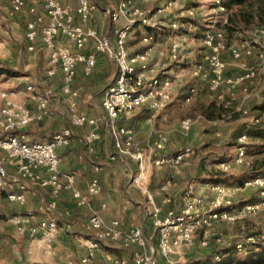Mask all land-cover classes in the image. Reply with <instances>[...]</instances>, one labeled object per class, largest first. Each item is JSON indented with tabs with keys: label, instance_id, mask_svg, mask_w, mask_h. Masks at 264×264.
Segmentation results:
<instances>
[{
	"label": "built area",
	"instance_id": "built-area-1",
	"mask_svg": "<svg viewBox=\"0 0 264 264\" xmlns=\"http://www.w3.org/2000/svg\"><path fill=\"white\" fill-rule=\"evenodd\" d=\"M7 2L12 14L27 12L28 19L24 22L25 49L33 52L38 42L41 43L47 53L45 78L51 80L59 77V96L66 105L68 117V126L53 133L48 140L31 142L21 131L29 124L42 122L50 116V91L37 97L33 101L34 107L29 108L13 99L12 94L0 89V202L6 200L10 204L22 205L27 191L37 189L45 190L49 197L36 210L7 218L13 235L28 241V253L35 246L41 255H52L58 232L52 213L64 192L69 194L76 207L88 211L83 226L87 235L82 243L85 254L77 264H88L102 244L117 245L128 252L127 259L105 256V264H175L173 258L182 248L191 247L195 238L199 239L201 248H207L210 243L219 246L222 238L217 228L219 225L236 223L257 210L255 204L235 208L231 195L240 189H264V176L245 178L232 186L224 183L205 184L203 190L199 182L189 179L179 192L177 207L172 206L173 197L169 191L171 180L167 179L160 186L159 193L163 195L162 203L170 207L163 212L162 208L151 204L147 217L154 238H146L139 226L121 230L117 220L106 224L101 216L105 205H93V200L101 193L98 167L93 168L86 191L81 192L75 187L71 175L60 172L62 159L57 150L69 146L73 128L86 127L88 131L84 142L87 154L94 153L95 144L106 134L112 142L111 162L119 157L136 162L138 172L132 177L136 185L145 181L152 169L166 167L172 173L180 174L183 160L193 153L189 146L179 147L172 156H165L163 151L168 137L161 131H155L145 148L141 149L135 141L133 130L123 121L132 118L136 112L163 111L177 96L183 103L190 102L196 95L197 83H205L212 92L223 86L231 103L236 100L235 93L245 97L244 83H259L262 71L264 85V44L253 41L229 49L231 57L243 69L242 76L232 79L224 75L225 65L221 60L224 45L206 34L203 39L204 52L188 68L187 84L181 85L180 74L172 76L168 71L156 73L150 67L146 52H128V36L132 29L147 24L146 19L133 7L132 0H118L113 9L105 12L113 25V38L100 34L93 27L96 6L90 0H77L74 9L58 0ZM120 20L126 25L123 28L118 26ZM216 37H220V34ZM147 39L151 40V35L144 37V40ZM177 49L178 44L172 43L171 51ZM98 55L113 61L116 74L103 88L100 112L94 118L79 111V94L73 85L78 71L84 78L93 75ZM254 55L255 62L247 66L243 60L251 59ZM27 89L30 90V87ZM262 94L264 96V90ZM217 100L229 110V115L245 114L241 107L224 105L222 95H218ZM262 112L264 114V105ZM191 127L192 122L188 118L179 123L183 136H188ZM245 158L244 147L240 146L234 157L218 163L216 170L227 173L232 167L242 166ZM249 163H246L247 166ZM199 189L207 193L202 194ZM241 250L240 244L234 247L235 252ZM213 261L218 263L220 255H213Z\"/></svg>",
	"mask_w": 264,
	"mask_h": 264
},
{
	"label": "rangeland",
	"instance_id": "rangeland-1",
	"mask_svg": "<svg viewBox=\"0 0 264 264\" xmlns=\"http://www.w3.org/2000/svg\"><path fill=\"white\" fill-rule=\"evenodd\" d=\"M118 0H110V8H114ZM219 1V4H216ZM133 7L141 13L147 24L144 27L132 29L128 36V52H146L150 67L156 72L168 71L172 76L180 74L179 84L185 85L188 80V68L197 61L204 52L203 39L205 35L212 36L214 41L220 40L225 49L221 53L224 63V75L236 79L243 74V69L229 54V49L240 47L256 41L264 44V0H245L241 4L224 5L220 0H132ZM4 16H0V65L10 72L9 76L0 77V89L12 94L11 97L29 107L37 97L50 91L49 104L57 103L61 106L64 119L67 118V108L59 96V77L49 80L45 78L46 58L43 52H27L20 41L16 30L12 29ZM126 26L119 24L120 28ZM21 28H17L20 33ZM220 34V37L216 35ZM151 35V40H144ZM19 41V42H18ZM18 42V43H17ZM172 43L178 44L175 52L171 51ZM256 52V48H255ZM255 55L251 59H244L247 66L255 62ZM263 71L260 82H245V97L235 93V102H229L226 89L221 86L217 91H209L205 83L196 84V95L188 103H183L177 96L175 101L165 110L152 113L136 112L133 121L138 130V142H145L151 138L153 131L165 133L170 141L178 138L188 139L193 153L188 158V171L200 186L211 184L216 165L221 161L232 159L236 149L240 146L247 151L242 166L232 167L227 175L230 180L225 184L232 186L238 183L239 177L247 170V162L264 157L254 154L257 140H249L245 132L259 127L264 122L262 108L264 105ZM187 84V83H186ZM30 87V90L27 89ZM100 88L97 98H100ZM222 95L224 105L238 107L245 110V114L236 113L232 119L209 121L201 114V109L209 103L218 102L217 96ZM150 118V121L147 119ZM188 118L192 122L188 136H183L179 129L182 119ZM259 121L256 122L255 120ZM65 122L67 120H64ZM66 122L64 126H67ZM242 136L244 138H242ZM247 147V148H246ZM205 189V188H203ZM206 194L207 191H202ZM231 201L235 208L247 204H255L257 210L244 219L233 224H221L218 231L222 238L219 246L213 243L207 248L199 246V239L195 238L191 247L182 248L174 258L175 264H252L244 248L253 249L255 253L264 251V189H240L232 193ZM4 208H12L0 202V264H77L79 253L74 237L83 234H68V239L58 241L54 253L49 257L25 258L21 255L18 260V247L13 249L14 240L7 224V218L12 212H2ZM240 244L241 252H234V247ZM231 249L228 255L221 257L216 263L210 257ZM18 260V261H17ZM21 261V262H20Z\"/></svg>",
	"mask_w": 264,
	"mask_h": 264
},
{
	"label": "crops",
	"instance_id": "crops-1",
	"mask_svg": "<svg viewBox=\"0 0 264 264\" xmlns=\"http://www.w3.org/2000/svg\"><path fill=\"white\" fill-rule=\"evenodd\" d=\"M27 1L31 2L32 0ZM58 1L61 4L67 5L73 9L77 6V0ZM91 1L96 6L93 27L100 34L113 38V25L105 16V12H103L104 9L110 8V0ZM0 16H4L7 19L11 28L16 30L20 41L25 45L24 22L28 19V14L25 11H22L20 14L14 15L11 13L7 0H0ZM121 23L123 22L120 20L118 26ZM17 28H21L20 33H18ZM37 51L42 52L40 44H37L35 47V52ZM43 54L46 58L47 67V53L43 52ZM96 58V67L93 75L89 78H84L78 71L73 85L74 89L77 90L79 94V111L94 118L97 117L100 112L102 90L113 80L116 74V67L112 60L100 55ZM98 88H100L98 91L100 92V98L95 96ZM27 104H29V108L34 107V102H28ZM49 109L51 113L50 116L44 121L39 122L40 127H38L36 131L37 137H48L61 130L66 122L68 123V117L64 119V115L61 113V106L59 104L52 103L49 105ZM134 116L130 119L124 120L123 124L133 130L135 141L138 146L143 149L151 140L155 131H153L151 138H147L145 142H138L137 139L139 133L133 121ZM64 120L67 121L65 122ZM147 121H150V118H148ZM35 124L36 123H32L30 128L33 129L37 126V124ZM87 131L88 129L86 127L73 128L72 139L69 146L57 150V154L62 159L60 172L71 175L74 179L75 187L81 192H85L88 182L93 174V168L98 167L101 193L93 200V205L95 207L100 203L105 205V208L101 211V216L104 222L109 224L112 220H117L121 230H129L139 226L146 238H154V231L147 217V212L149 211L151 204L162 208L163 212L170 207L162 203L163 195L159 193L160 186L167 179L171 180V187L169 191L173 197L172 206H178L179 192L181 191L184 183L187 180L192 179L187 168L189 157H186L183 160L180 174L176 175L166 167L160 170L152 169L149 172L147 179L139 185H136L132 182V177L138 172L136 162L127 157H119L115 161L111 162L109 157L112 152V142L110 137L106 134H103L101 140L95 144L94 153L91 155L87 154L84 142ZM27 138L30 139V137ZM183 146H189L188 139L184 140L182 138H178L174 141H170L168 139L163 155L172 156L179 147ZM203 188V186L200 187L201 190H203ZM48 198V194L45 190H29L26 193V200L24 204H10L12 208H4L2 209V212H12L10 216L31 212L36 210L40 204L46 202ZM1 203L9 205L6 200H2ZM52 216L55 218L58 226L53 253L58 241L61 240L64 242L65 239L70 237L68 234L80 233L83 234L80 238H77L76 236L74 237L77 242L76 248L79 253V261L85 254V249L82 246V243L87 237L83 230V226L88 218L87 209L76 207L69 194L64 192L60 196ZM10 231L15 242L14 245H11V247H13V249L18 247V260H21V255H24L26 259L27 257H46L41 255L38 248L35 246L31 247V251L28 253V241L14 236L11 227ZM105 256L127 259L128 252L121 249L117 245L102 244L100 249L95 252L93 258L88 264H105Z\"/></svg>",
	"mask_w": 264,
	"mask_h": 264
},
{
	"label": "trees",
	"instance_id": "trees-1",
	"mask_svg": "<svg viewBox=\"0 0 264 264\" xmlns=\"http://www.w3.org/2000/svg\"><path fill=\"white\" fill-rule=\"evenodd\" d=\"M220 1L224 5L230 6L233 4H241L245 0H220ZM90 2H92V1L90 0ZM38 44L41 45V43H39V42H38ZM41 50H42V52H45L42 45H41ZM33 52H35V50ZM9 74H10V72L8 71V69H6L0 65V77L3 75L9 76ZM201 114L203 115L204 118H206L209 121L222 120L226 117L232 119L233 117H235L234 115H236V114L229 115L228 109L224 108L221 104H215L214 102H211L206 107H203L201 109ZM31 124H29L27 127H25L23 129V131H21L27 137H30L29 140L31 142L44 141V140H48L51 137V135L48 137H45V136L37 137L36 131H37L38 127H40V125H39V123H36L37 126H35L33 129H31L30 128ZM67 126H64L63 128H65ZM15 133L16 132H13V134H15ZM244 136L246 138H248L249 140H257L260 142V145H257L258 151H256L254 154H263L264 153V122L259 127H256L254 129H250V130L246 131ZM245 154L246 155L248 154L247 151L245 152ZM213 174H214V177L212 179H210L211 183H224L225 184L226 182H228L230 180V177L227 175V173L214 171ZM255 176H264V157H262L260 159L251 160L248 167H247L246 172L243 173V175L237 179L239 181H241L242 179L251 178V177H255ZM230 252H232L231 249H226L225 251H221V253H218V254L221 257H224V256L228 255ZM233 253H236V252L234 251ZM243 253H245L249 256V258L252 261V264H264V251L255 253L253 251V249L244 248ZM212 258H213V256L210 257V260ZM194 264H201V263H200V261H196Z\"/></svg>",
	"mask_w": 264,
	"mask_h": 264
}]
</instances>
